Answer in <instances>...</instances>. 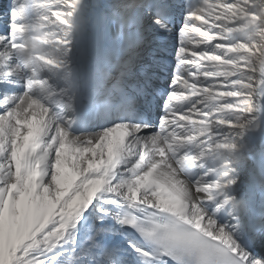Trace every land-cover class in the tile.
<instances>
[{
  "label": "snow or ice",
  "instance_id": "snow-or-ice-1",
  "mask_svg": "<svg viewBox=\"0 0 264 264\" xmlns=\"http://www.w3.org/2000/svg\"><path fill=\"white\" fill-rule=\"evenodd\" d=\"M0 264H264V0H8Z\"/></svg>",
  "mask_w": 264,
  "mask_h": 264
},
{
  "label": "bare ground",
  "instance_id": "bare-ground-1",
  "mask_svg": "<svg viewBox=\"0 0 264 264\" xmlns=\"http://www.w3.org/2000/svg\"><path fill=\"white\" fill-rule=\"evenodd\" d=\"M0 3H1V0H0ZM7 3H8V0H7V1L5 2V4L0 8V11H2L3 8L7 6Z\"/></svg>",
  "mask_w": 264,
  "mask_h": 264
}]
</instances>
